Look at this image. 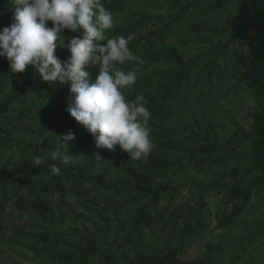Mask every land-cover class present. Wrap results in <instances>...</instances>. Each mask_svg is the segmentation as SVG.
<instances>
[{
	"label": "trees",
	"instance_id": "1",
	"mask_svg": "<svg viewBox=\"0 0 264 264\" xmlns=\"http://www.w3.org/2000/svg\"><path fill=\"white\" fill-rule=\"evenodd\" d=\"M102 2L107 35L137 36L145 63L123 92L148 101L152 151L96 148L66 111L68 84L0 57V246L25 264H264V0ZM11 17L0 0V30ZM69 132L71 165H32Z\"/></svg>",
	"mask_w": 264,
	"mask_h": 264
},
{
	"label": "clouds",
	"instance_id": "2",
	"mask_svg": "<svg viewBox=\"0 0 264 264\" xmlns=\"http://www.w3.org/2000/svg\"><path fill=\"white\" fill-rule=\"evenodd\" d=\"M10 3L11 23L0 30V57L7 60L11 72L23 73L30 65L43 82L68 84L66 111L93 136L96 148L118 146L131 160L146 159L153 148L148 101L144 95L127 99L123 92L135 85L138 66L145 63L129 48L136 34L107 35L114 26V14L102 0ZM65 29L77 35L65 37ZM58 47L69 53L63 61L56 55ZM126 63L133 67L125 70ZM93 68L95 76L90 78ZM74 139L72 132L60 136V147L46 158L36 156L32 165H47L50 175H58V164L73 161L65 149Z\"/></svg>",
	"mask_w": 264,
	"mask_h": 264
},
{
	"label": "rangeland",
	"instance_id": "3",
	"mask_svg": "<svg viewBox=\"0 0 264 264\" xmlns=\"http://www.w3.org/2000/svg\"><path fill=\"white\" fill-rule=\"evenodd\" d=\"M264 85V82H263ZM151 139H152V144L154 146V138H153V134L151 133ZM45 149L42 150L43 154H45ZM124 161H129V158L127 156V154H124ZM190 174L194 175L195 174L193 172H191ZM191 187H185L183 188L180 192H179V197H178V201H183L184 199H186V197L188 196V194L191 191ZM9 233V232H7ZM195 248H193V250H191L189 252V254L186 256L185 259H188L192 256V254L194 253ZM184 259V260H185ZM2 260H8L10 261V263L12 264H25V263H31V258L27 257L26 255L20 254L18 251L14 250L13 248L10 247H4V246H0V261Z\"/></svg>",
	"mask_w": 264,
	"mask_h": 264
}]
</instances>
